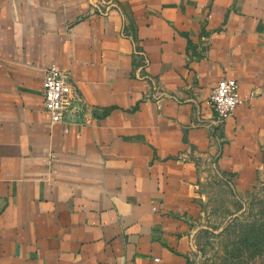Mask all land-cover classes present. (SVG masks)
Wrapping results in <instances>:
<instances>
[{"label":"crops","instance_id":"crops-1","mask_svg":"<svg viewBox=\"0 0 264 264\" xmlns=\"http://www.w3.org/2000/svg\"><path fill=\"white\" fill-rule=\"evenodd\" d=\"M114 3L0 0V264H189L204 176L264 170V0ZM51 64L83 98L67 122L44 108ZM222 78L242 100L223 123Z\"/></svg>","mask_w":264,"mask_h":264},{"label":"rangeland","instance_id":"rangeland-1","mask_svg":"<svg viewBox=\"0 0 264 264\" xmlns=\"http://www.w3.org/2000/svg\"><path fill=\"white\" fill-rule=\"evenodd\" d=\"M183 233L189 264H264V170L240 181L209 170Z\"/></svg>","mask_w":264,"mask_h":264},{"label":"built area","instance_id":"built-area-1","mask_svg":"<svg viewBox=\"0 0 264 264\" xmlns=\"http://www.w3.org/2000/svg\"><path fill=\"white\" fill-rule=\"evenodd\" d=\"M92 6L94 10L105 14L115 6V3L114 0H92ZM136 53L138 56H142L140 65L137 66V70L140 71L138 76L149 81L152 85V90L146 99L161 101L163 97L157 92V84L147 73L149 60L143 51L137 50ZM43 98L44 108L50 112L55 122H67L77 117L83 107V98L76 83L56 64L49 65L45 70ZM241 103L239 84L235 79L222 78L210 95L211 108L221 123L231 118Z\"/></svg>","mask_w":264,"mask_h":264}]
</instances>
